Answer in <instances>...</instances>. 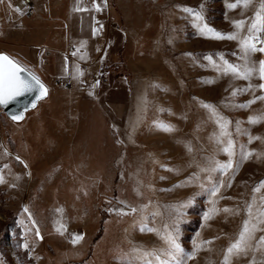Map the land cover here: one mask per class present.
I'll return each instance as SVG.
<instances>
[{
	"label": "rangeland",
	"instance_id": "1",
	"mask_svg": "<svg viewBox=\"0 0 264 264\" xmlns=\"http://www.w3.org/2000/svg\"><path fill=\"white\" fill-rule=\"evenodd\" d=\"M75 1L34 0L32 15H24L0 0V51L49 88L20 122L0 106V264H141L133 248L164 247L155 232L140 231L142 222L161 235L178 223V242L187 252L194 240L212 241L188 264H222L248 218L247 204L255 195L259 205L264 195V189L253 191L264 181V119L249 122L264 117V100L238 107L264 95L258 87L264 80L258 73L249 80L225 74V61L245 63L239 42L201 35L193 25L228 34L243 20L240 35L246 36L261 0L234 9L227 5L237 0H80L76 7ZM183 8L201 12L203 21ZM74 9L80 10L72 23ZM261 60L264 53L256 52L249 66ZM77 66L83 76L74 79ZM201 102L232 122L236 145V171L211 173L225 185L234 175L232 186L215 197L205 190L212 187L209 173L200 169L228 157L216 139V118ZM161 123L173 131L161 130ZM249 135L260 139L249 144ZM241 145L254 151L242 162ZM194 173L199 180L175 187ZM193 197L177 214L173 206ZM206 213L212 218L205 220ZM57 222L66 226L63 235ZM73 233L84 236L76 245ZM261 236L257 231L247 255L230 264H264Z\"/></svg>",
	"mask_w": 264,
	"mask_h": 264
},
{
	"label": "snow or ice",
	"instance_id": "2",
	"mask_svg": "<svg viewBox=\"0 0 264 264\" xmlns=\"http://www.w3.org/2000/svg\"><path fill=\"white\" fill-rule=\"evenodd\" d=\"M252 3V0H237L236 3H230L227 5L228 8L234 9L238 5H242L244 8H248L249 5ZM17 13H21L22 9L15 8L14 9ZM80 10V9H77ZM99 5H97V11H99ZM184 12L190 13L194 21H203V16L201 12L195 11L190 8H183ZM234 27L237 29V32L223 34L216 32L214 29L208 27L206 23L199 24L194 23V27H197L201 35H206L208 33H212L213 36L211 38L216 39H228V40H237L239 42V47L243 53L240 57L242 60L245 61L244 65L240 64H232L228 63L227 61L224 62V72L225 74L231 73L235 75L237 78H242L245 80H249L250 77L254 73H258V77L261 80H264V60L258 62V67L255 62H252L251 66H249V62L251 56L256 53H264V38L259 35L260 33H264V0H261L259 5V10L255 12V20L248 27L247 32L248 35L241 37L240 30L244 27L245 21H234ZM95 31V30H94ZM257 44H260V47H257ZM83 46V45H82ZM75 55V53H73ZM190 55V54H189ZM83 59V57H81ZM210 61L212 59L211 56L207 57ZM221 59L223 56L221 55ZM21 73H27V78L22 76ZM83 76V72L79 69V66L76 68V73L73 76L74 79H79ZM252 85H249L251 88ZM261 90H264V83H261L258 86ZM249 89H243L242 91H248ZM37 92V96L35 100L42 99L47 96L48 89L47 87L40 81V79L31 72V70L27 69L26 67L22 66L18 61L14 60L13 58L9 57L7 54L0 53V105H7L11 101H14L18 96H22L25 93H32ZM91 94V93H90ZM233 95H236V92H233ZM35 100L32 102V107H36ZM256 100H264V95L255 97L253 100L249 101L247 104L238 105V107L245 108L250 106L252 103H255ZM202 107L209 109L210 114L213 115L216 119L215 122L217 123L220 132L219 135L216 137L217 142L224 144L221 151L228 157L227 161H219L212 158L209 162V167L201 168V172L209 173L207 176V180L212 182L211 189H205L209 191L212 197H215L222 187H231L232 181L234 180V175L229 177L227 185H225L223 180H220L219 183L213 182V177L211 173L219 172L222 176L229 175V173H234L236 171V163L237 161L234 159L237 156V152L235 151L236 145L234 140L231 138V133L228 131V126L232 123L226 117L220 115L215 105L205 104L203 102ZM22 115H13L12 119L14 121L22 119ZM261 119L264 117H249V122L252 124L260 122ZM161 130L171 132L173 131V127L171 125H167L161 123L159 125ZM237 131H239V122H237ZM260 139L259 137H252L249 135L248 143H252L253 140ZM187 150L189 152L192 151L191 145H186ZM254 155V151H244V146H240L239 152V161H246L250 159ZM172 171V169H169ZM199 180V174L194 173L192 177H189L185 182H182L175 187H182L186 184H191L193 179ZM164 179V177H161ZM0 183H3V178L0 177ZM202 189L205 188L204 184H200ZM261 189H264V181H261L258 186H256L253 191L255 193H260ZM199 194V193H198ZM197 194V195H198ZM193 198H190L187 202H182L180 205L173 206L176 209L177 214L181 213V209L187 207L193 202ZM260 203L257 205V197L254 195L250 203L247 204V214L248 218L245 219L242 223L241 230L238 233L237 238L232 241L230 240L229 245L224 250L223 261L222 264H230V260L233 257L247 255L248 249L250 247V241L255 238V233L257 231H264L260 226L264 224V195L260 196L259 198ZM213 206L217 203V201H211ZM126 207H128L126 205ZM148 206L145 205L144 208ZM256 208L257 214L253 215V208ZM110 211H116L122 215H128L129 212H125L124 209H110ZM138 211L137 208H131V213H136ZM142 211V210H141ZM218 210L213 207L212 213L215 214ZM224 212H239V209L233 210L229 208H224ZM24 212H28L27 207L24 208ZM212 216L208 213L205 214V220L211 219ZM143 220H147V217H143ZM35 225V221H33ZM58 227L56 231L59 232L61 235L64 234L66 231V226L62 223L57 222ZM167 227V226H166ZM141 232H155L158 236L161 237L164 247L159 249H150L144 250L142 248H133V252L137 254L138 259L141 261V264H188L189 260L195 259L197 253L201 250L202 244H211L212 241H204L202 244L196 243L193 241V250L191 252H187L179 241V227L178 223H174L172 225V230L166 232V234L161 235L160 232L155 229L148 227L147 223L142 222L140 225ZM37 236H39V229L36 230ZM71 243L73 245L78 244L84 238L83 234H72ZM257 243L260 246H264V236H261ZM27 247V244L24 245ZM127 264H132L131 261H128Z\"/></svg>",
	"mask_w": 264,
	"mask_h": 264
},
{
	"label": "water",
	"instance_id": "3",
	"mask_svg": "<svg viewBox=\"0 0 264 264\" xmlns=\"http://www.w3.org/2000/svg\"><path fill=\"white\" fill-rule=\"evenodd\" d=\"M0 53L2 54H7L9 57L13 58L14 60H16L14 57H12L10 54L4 52V51H0ZM18 61V60H16ZM19 62V61H18ZM20 63V62H19ZM21 64V63H20ZM22 65V64H21ZM24 66V65H22ZM25 67V66H24ZM33 73V72H32ZM34 74V73H33ZM22 76H25L27 78V73H21ZM38 77V76H37ZM39 78V77H38ZM40 79V78H39ZM40 81L47 87L48 89V94H49V88L48 86L40 79ZM37 92H32V93H25L22 96H18L14 101H11L10 103H8L7 105H0L4 112L7 114V116L12 119L13 115H22V119L17 120L16 122H20L25 118V114L27 111L34 109L32 107V102L35 100V97L37 96ZM47 94V96H48ZM46 96V97H47ZM46 97L39 99V100H35L36 106L38 105V103L45 99ZM13 120V119H12ZM14 121V120H13Z\"/></svg>",
	"mask_w": 264,
	"mask_h": 264
},
{
	"label": "built area",
	"instance_id": "4",
	"mask_svg": "<svg viewBox=\"0 0 264 264\" xmlns=\"http://www.w3.org/2000/svg\"><path fill=\"white\" fill-rule=\"evenodd\" d=\"M14 8L22 9V14L32 15L34 12V0H10ZM261 46L257 44V47Z\"/></svg>",
	"mask_w": 264,
	"mask_h": 264
},
{
	"label": "crops",
	"instance_id": "5",
	"mask_svg": "<svg viewBox=\"0 0 264 264\" xmlns=\"http://www.w3.org/2000/svg\"><path fill=\"white\" fill-rule=\"evenodd\" d=\"M74 6H75V7H76V6H80V0H76L75 3H74ZM74 11H75V13L72 14V20H71L72 23H74V21H76V20H75V19H77L76 16H79V15L76 14V11H77V10L74 9ZM74 11H73V12H74ZM104 20H106V19H104ZM72 26H73V25H72ZM40 61H42V58H40ZM40 77H41V76H39V78H40ZM40 79H41V78H40ZM42 81H45V80L43 79Z\"/></svg>",
	"mask_w": 264,
	"mask_h": 264
}]
</instances>
